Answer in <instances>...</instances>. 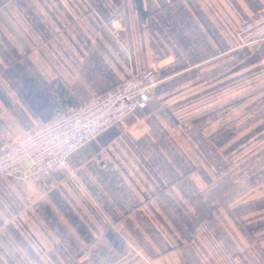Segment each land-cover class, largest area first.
Listing matches in <instances>:
<instances>
[{
    "label": "crops",
    "instance_id": "obj_1",
    "mask_svg": "<svg viewBox=\"0 0 264 264\" xmlns=\"http://www.w3.org/2000/svg\"><path fill=\"white\" fill-rule=\"evenodd\" d=\"M262 11L0 0V150L134 74L159 75L129 128L75 151L69 172L0 174V264H264V44L237 38Z\"/></svg>",
    "mask_w": 264,
    "mask_h": 264
},
{
    "label": "built area",
    "instance_id": "obj_2",
    "mask_svg": "<svg viewBox=\"0 0 264 264\" xmlns=\"http://www.w3.org/2000/svg\"><path fill=\"white\" fill-rule=\"evenodd\" d=\"M237 38L242 47L264 44V11L244 21ZM158 82L157 70L149 68L78 107L58 110L51 121L0 150V174L38 183L57 171L69 172L75 151L109 128H129L131 115L155 99Z\"/></svg>",
    "mask_w": 264,
    "mask_h": 264
},
{
    "label": "rangeland",
    "instance_id": "obj_3",
    "mask_svg": "<svg viewBox=\"0 0 264 264\" xmlns=\"http://www.w3.org/2000/svg\"><path fill=\"white\" fill-rule=\"evenodd\" d=\"M259 178H260V176H257V177H255V180H256V179H257V180H260ZM252 179H253V178H252Z\"/></svg>",
    "mask_w": 264,
    "mask_h": 264
},
{
    "label": "water",
    "instance_id": "obj_4",
    "mask_svg": "<svg viewBox=\"0 0 264 264\" xmlns=\"http://www.w3.org/2000/svg\"><path fill=\"white\" fill-rule=\"evenodd\" d=\"M253 47L255 48V47H258V45L256 44V45H253Z\"/></svg>",
    "mask_w": 264,
    "mask_h": 264
}]
</instances>
